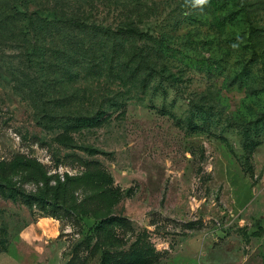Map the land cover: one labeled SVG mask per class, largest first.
<instances>
[{
    "label": "rangeland",
    "instance_id": "374dc122",
    "mask_svg": "<svg viewBox=\"0 0 264 264\" xmlns=\"http://www.w3.org/2000/svg\"><path fill=\"white\" fill-rule=\"evenodd\" d=\"M18 3L132 24L151 67L63 27L0 51V255L52 216L38 264H264V0Z\"/></svg>",
    "mask_w": 264,
    "mask_h": 264
},
{
    "label": "trees",
    "instance_id": "16d2710c",
    "mask_svg": "<svg viewBox=\"0 0 264 264\" xmlns=\"http://www.w3.org/2000/svg\"><path fill=\"white\" fill-rule=\"evenodd\" d=\"M57 27H63L74 32L78 29L87 30L106 40H114L109 49L110 57L109 55L106 57L108 49L105 45L101 49H98V46L89 48V67L93 70L101 69L107 64L122 68L123 65H130L133 62L132 67L137 66L138 68L144 64V61H146V65L151 67V61L146 60V57L137 52L139 51L138 47L132 46L127 52L125 42L117 41L118 36H122L123 33L125 35L130 34L131 38L139 35V29L132 24L123 22L119 24L117 29H113L111 26H104L102 23H96V21L90 19L88 22L87 19L77 14L63 13L56 8L30 11L23 9L18 0H0V51H6L10 47H14L20 49L25 58L36 56L39 48V35L44 34L45 29L52 30ZM100 50L104 51V54H100ZM58 53L61 54V51H58ZM123 54L128 57V62L124 64L120 59ZM94 118L96 116L83 118V122L91 123Z\"/></svg>",
    "mask_w": 264,
    "mask_h": 264
},
{
    "label": "crops",
    "instance_id": "0c3cea01",
    "mask_svg": "<svg viewBox=\"0 0 264 264\" xmlns=\"http://www.w3.org/2000/svg\"><path fill=\"white\" fill-rule=\"evenodd\" d=\"M63 232L60 221L52 216H39L23 227L9 250L0 255V264H38L43 255Z\"/></svg>",
    "mask_w": 264,
    "mask_h": 264
},
{
    "label": "clouds",
    "instance_id": "9594fccd",
    "mask_svg": "<svg viewBox=\"0 0 264 264\" xmlns=\"http://www.w3.org/2000/svg\"><path fill=\"white\" fill-rule=\"evenodd\" d=\"M208 3V0H193L194 6H204Z\"/></svg>",
    "mask_w": 264,
    "mask_h": 264
}]
</instances>
